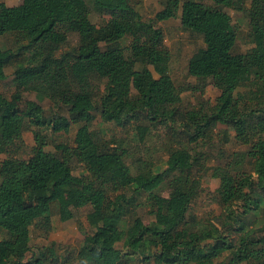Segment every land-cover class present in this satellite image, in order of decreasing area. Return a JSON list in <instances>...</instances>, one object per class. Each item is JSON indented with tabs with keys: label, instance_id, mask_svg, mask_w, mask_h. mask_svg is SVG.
Instances as JSON below:
<instances>
[{
	"label": "trees",
	"instance_id": "trees-1",
	"mask_svg": "<svg viewBox=\"0 0 264 264\" xmlns=\"http://www.w3.org/2000/svg\"><path fill=\"white\" fill-rule=\"evenodd\" d=\"M212 1L167 0L145 21L140 0H92L108 17L100 26L92 22L87 0H24L15 7L0 2V37L13 35L19 45L0 49V83L13 69L22 90L10 98L0 93V264H47L46 252L27 260L32 229L48 235L55 213L68 222L88 206L92 233L75 251L78 264H264V0ZM226 10L248 20L253 48L247 53L236 52L239 28ZM179 14L182 28L203 41L188 74L203 83L202 95L214 82L220 95L213 104L201 100L199 108L184 109L183 91L172 77L158 79L150 69H169L171 55L158 24ZM74 34L79 44L71 48ZM26 92L49 99L66 115L47 117L39 102L25 99ZM94 112L104 123L133 128L140 142L166 128L179 147L165 169L144 163L134 175L123 145L91 130ZM220 125L248 151L213 169L222 214L200 219L193 205L203 190L207 158L181 138L189 146L207 143ZM29 126L37 128L32 155L11 156L15 139ZM73 126V145L47 150L44 131L70 134ZM74 165L86 173L75 175ZM145 206L150 224L138 213ZM54 247L48 249L51 262L58 261Z\"/></svg>",
	"mask_w": 264,
	"mask_h": 264
},
{
	"label": "rangeland",
	"instance_id": "rangeland-1",
	"mask_svg": "<svg viewBox=\"0 0 264 264\" xmlns=\"http://www.w3.org/2000/svg\"><path fill=\"white\" fill-rule=\"evenodd\" d=\"M24 0H0V2L6 3L10 7L20 6ZM91 9V20L94 24L100 26L104 19L108 17L99 14L93 6L92 0H87ZM139 1V0H136ZM202 1L209 6H213L212 0H197ZM167 0H140L137 9L143 16L145 21H150L155 18L156 14L163 10ZM237 28H239L238 40L236 46V52L247 53L253 48V43L248 37V20L243 13L233 10H226ZM164 30L165 33V45L171 55V63L169 69H155L150 68L156 78L164 76H171L178 87L183 91L182 93V107L185 109L199 108L201 100L214 103L219 97L220 91L214 87V82L209 80L206 84L205 93L202 95V82L191 77L188 74V64L192 56L201 49L204 44L203 41L195 36L186 32L182 28L180 14L176 19L162 22L158 24ZM79 44L78 35L74 34L69 37L67 45L69 47H75ZM19 45L16 43V39L13 35H7L0 37V49L1 50H17ZM67 48V47H66ZM65 48V49H66ZM14 70L8 69V78L6 81L0 83V93L10 98L14 93L21 92L22 90L16 88L14 84ZM264 78V70L261 72ZM264 80V79H263ZM26 100L39 102L45 111L47 117H51L53 114H65V111L58 108V106L52 103L49 99L39 101L36 93L26 92L24 93ZM92 131L100 133L108 142L111 140L116 141L115 145H123V148L128 151L130 158L127 160L128 165L131 167L134 175L140 172V169L145 167L144 163L149 166H156L157 168H166V162L169 160L170 153L179 147L176 144L175 137L171 135L168 129L159 127L150 134L145 142H140L137 137V133L133 128H121L113 123H104L98 112L93 113ZM78 131L77 126L72 127L70 134L54 135L51 131H44V134L48 137L47 148L48 151H54V146L60 143H68L73 145L76 133ZM37 128L33 126L27 127L23 134L15 139V146L13 148L11 156L18 159H28L33 153V149L36 146L35 134ZM228 133L229 142H225V133ZM180 138V136H177ZM236 134L233 130H229L226 126H218L211 137V140L207 143L201 142L197 145L189 146L188 140L181 138L183 144L186 147L192 148L193 152L203 153L207 160L204 162V171L202 175V191L199 198L193 205L195 214L200 218H208L213 216H219L222 214V209L217 204L216 190L220 186L219 179L212 177L213 169L217 166L227 167L231 154L245 155L248 151L246 146L241 145L236 139ZM111 147H114L111 144ZM2 158H5L3 156ZM140 160V161H138ZM247 171H251V165L246 163ZM86 172L83 167L74 165V174L82 176ZM162 194L168 197L169 190L167 187L162 189ZM149 207V204H146ZM139 207V216L144 220L145 224H150L154 219L150 214L149 208ZM91 207H85L74 211V219L68 222H62L57 213L53 216L52 231L46 235L45 232L32 229V242L31 253L28 254L27 260L35 259L39 257L40 253L46 252L48 258L47 264H78L75 258V251L83 244L85 234H91L92 229L87 222V215L90 213ZM253 220V219H251ZM251 220L247 222H251ZM254 226H251V229ZM260 236V235H259ZM4 238V234L0 233V240ZM54 244V245H52ZM55 248V256L58 261L51 262V253L48 249ZM122 248V245H119ZM54 261V260H52ZM142 261L133 259L130 264H142ZM145 264H157L155 259Z\"/></svg>",
	"mask_w": 264,
	"mask_h": 264
}]
</instances>
